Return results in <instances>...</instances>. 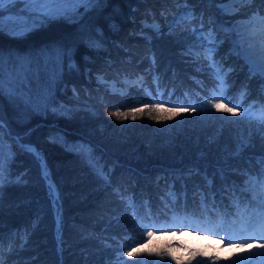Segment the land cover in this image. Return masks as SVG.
Here are the masks:
<instances>
[{"label":"trees","instance_id":"1","mask_svg":"<svg viewBox=\"0 0 264 264\" xmlns=\"http://www.w3.org/2000/svg\"><path fill=\"white\" fill-rule=\"evenodd\" d=\"M216 2L107 0L87 12L84 9L75 21L48 22L23 36L0 32V49L6 57L12 54L11 64H18L16 56L30 57L32 62L27 78L21 77L18 85L24 100L30 98L32 103L0 96L6 161L0 233L5 264H120L116 251L124 253L132 245L142 254L135 258L122 254L128 264H177V260L186 264L192 252L202 253L196 260H205L211 253L203 248L180 255L170 248L171 234L152 232L149 237L144 225L167 224L173 213L205 217L215 215L222 206L232 209L233 196L225 184L241 185L245 176L240 170L255 172L254 157L264 155L258 123L245 114L250 100L255 101L252 105L263 101L264 78L253 75L228 49L226 34L210 16L222 24L233 17L224 16ZM189 9L195 18L177 23ZM248 10L264 12V0H254L239 11ZM141 19L158 22L159 29L155 32L136 25ZM210 30L216 34L213 60L225 71L232 69L227 75V95L240 105L237 114L214 109L212 117L181 112L164 121L151 119L148 109L134 120L109 115L160 100L167 108L199 104L207 98L217 82L204 49L213 45L200 34ZM53 46L71 49L75 66L69 67L67 54L45 56L44 50L51 51ZM114 71L133 78L125 91L112 90L96 80L95 74L100 73L124 85ZM241 132L246 138L251 133V139L236 156ZM15 134L21 143L34 145L47 163L59 191V230L39 161L20 148ZM9 145L14 153L11 162ZM80 145L91 149V161ZM249 158H253L251 167ZM94 163L103 167L104 175ZM217 167L226 169L227 181L221 180ZM189 169L198 174L189 175ZM204 175L213 179L211 188ZM25 232L26 240L22 239ZM145 250H166L169 255L159 257Z\"/></svg>","mask_w":264,"mask_h":264},{"label":"snow or ice","instance_id":"2","mask_svg":"<svg viewBox=\"0 0 264 264\" xmlns=\"http://www.w3.org/2000/svg\"><path fill=\"white\" fill-rule=\"evenodd\" d=\"M209 3H212L213 0H208ZM254 0H226L228 4H240L247 5L253 3ZM16 3H23L27 6L24 11H27L30 16H34L31 20V25L28 24L27 21L24 22L23 26L18 27L17 29L11 32L13 36H23L31 26L36 24H45L48 22L64 19L68 21H75L79 19L78 9L80 6H84L85 12L90 10V8L94 6H98L101 4H106L107 0H0V14H2L6 5H14ZM163 15V13H162ZM195 18V13L193 10H188L181 15L177 19V23L183 20H191ZM203 17L201 16V21ZM248 25H252V31L249 33L250 36L261 37L259 41L258 48L253 49L252 46H249V49L246 50V58H248V62L250 64V72L255 75L259 74L261 77H264V16L259 15V13H253L252 17L245 22ZM259 25L257 28L256 25ZM203 28V23L200 25ZM4 30L3 17L0 15V32ZM193 34L195 33V29H193ZM200 35L204 36V39L208 40L209 44L213 45V47H208L204 49V58L210 62V65L213 69V76L215 81L217 82L215 87L209 91L207 98H202V102L197 104L195 102H191L188 106H184L183 104H176L171 107H164V102L162 100L153 102L152 104H146L141 108H133L129 112H110L109 115L117 116V118H131L136 119L137 114H144L145 109H148V116L156 121H164V120H172L176 116H179L181 112H198L202 115H206L209 117L213 116L212 110L214 109L216 112L222 113H231L237 114V109L240 108L239 104H233L230 97L227 95L228 89V80L227 75L232 71L231 68L226 71L223 69L222 65H219L216 61L213 60V53L215 52V42H216V34L211 30L207 34L201 33ZM200 35L197 36V39H200ZM241 42H243V37L241 38ZM189 51H192V47L190 46ZM53 53L57 56V58H62L65 54L69 57V67H74V62L71 61V49H62L60 47L53 46L51 51L45 49L44 55L47 57H51ZM197 55H199L197 53ZM11 56L10 53L8 57H6L5 52L0 49V96L7 95L9 99L19 98L24 100V92L23 89L18 87L22 81L21 77L27 78V73L31 71L32 62L31 58L27 56H16V60L18 64H11ZM11 65V66H9ZM7 73V79H5ZM243 96V93H242ZM24 102L32 103L31 99L28 98L24 100ZM155 112L156 115H152ZM246 115H249V110L245 111ZM251 119H255L258 123V132L261 137V144L264 146V106H261V109L258 113H251ZM215 119H220L227 121V117H215ZM234 123V121H232ZM3 117L0 116V201H2V191L3 184L5 180V172H6V161L4 158V147H3ZM21 137H16L17 144L20 145V148L24 151L30 152L34 155V157L39 161L40 171L43 180L45 181L49 198L52 201V206L57 214V228L59 230L60 226V197L59 191L56 184L53 182L51 178V173L48 169L46 161L40 155L39 152L36 151L30 144L21 143ZM251 139V133L246 138L241 132L240 137L237 141V146L234 151V155L240 156L243 149L249 146V141ZM80 151L87 154L91 161V149L86 148L84 145L79 146ZM14 158V153H12L11 145H9V157L8 162ZM253 158H249V165L251 167V160ZM256 160V164L258 169L255 172L249 171V169L240 170V175L246 177L245 179V188L242 189L235 182H231V186L226 183L225 188L231 195L234 197V203L238 209V219H234L231 222L227 221L223 215H221L216 223L205 222L204 224L196 223L193 228L194 231H203L211 236H219L221 241H225V244L222 246H226L229 249L235 247L239 249V251L231 252V255L220 257V256H210L207 260H196L197 256L202 255L199 252L190 253L189 259L186 264H192L193 260H196V264H217L220 260H226L228 264H249V262H255V264H264V155H260L254 157ZM93 167L98 168L101 175H104L103 167L98 166L97 164H93ZM194 172L198 174L196 169H189V175H192ZM219 173V176L222 181H227L226 169L222 167H217L216 170ZM216 173H213V177H215ZM204 180L207 182L209 188L213 186V179H210L207 175H204ZM19 182V181H18ZM199 188V185H197ZM247 190L252 193V200L247 201L243 208H241L240 195L238 193L243 194V192ZM201 200L202 204L207 203L205 193L201 192ZM173 198L175 199V195L173 194ZM129 205L131 204V198H128ZM176 227H180V224H176ZM2 227V225H0ZM147 228V225H144ZM153 228H156V225H152ZM165 227L170 230L172 227L164 226L161 228H156L157 231L165 230ZM220 232H223L224 235H220ZM152 231H147L146 235L151 237ZM13 235H16L15 233ZM27 235L26 232L22 239L26 240ZM133 243H136L134 240ZM251 245V247H248ZM12 249V242L9 243V252ZM3 234L0 233V264H5L3 260ZM149 254H154L159 257H163L169 255L166 250H158L152 253L150 250ZM141 250L139 247H133L131 250H128L123 253L124 256L129 258H135L140 256ZM120 260V264H128V261ZM172 259L177 260L176 257H172ZM135 264H159V262H145V261H135ZM177 264H180V261L177 260Z\"/></svg>","mask_w":264,"mask_h":264},{"label":"rangeland","instance_id":"3","mask_svg":"<svg viewBox=\"0 0 264 264\" xmlns=\"http://www.w3.org/2000/svg\"><path fill=\"white\" fill-rule=\"evenodd\" d=\"M217 1L218 2H216L215 5L218 7L219 10H222L224 12V16L228 15L233 18L231 19V21L228 20L227 24L225 23L222 24L220 23L221 22L220 19H216L214 15L210 17L216 20L215 21L217 23L216 26L221 27V30L224 31V33L226 34L227 36L226 38L228 39V49L232 52V54H234V56L236 55L239 56L242 59L244 65H246L247 69L250 70V64L248 62V58H246V50L249 49L250 45L252 46L253 49L255 47L258 48L261 37L260 36L254 37L251 43L252 38L249 35V33L252 31V25H248L245 22L248 21L252 17L253 13H259V12H257L256 10H252V11L248 10V11H245V13L242 11H239L240 9L250 4H247V5L234 4L233 5V4L226 3V0H217ZM28 7L29 6L23 3H16L14 5L5 6V9L0 15H2L3 17L4 30L6 32L11 33L13 30L17 29L18 27L23 26L25 21H27L28 24L31 25V20L35 17L30 16L27 11H24ZM83 10H84V6H80L78 9V13H80ZM162 11L163 10L159 9V12L162 13ZM259 15L264 16L261 13H259ZM136 22H139V24H136V25H139L142 28H150L152 31H155V32L159 29V23L153 20L147 21V20L141 19L140 21H136ZM38 26H41V24H36L34 26H31L28 31H31L33 28H36ZM256 27L258 28L259 25L257 24ZM242 37H243V42H241ZM114 74L117 75L115 71H114ZM95 76H96L97 81L98 80L103 81L105 79V77L102 76L100 73L95 74ZM123 80H124V83H123L124 85H121V84L119 85L118 83L115 82L114 79H110L109 85L108 84L107 85L112 90L125 91L126 90L125 83L128 84L131 81L129 80L130 81L129 82L127 80L126 82L125 79ZM253 102H255L253 101V99L250 100V103L246 108V110H249V114L258 113L261 109V106H264V102L260 104L255 103V105H251L253 104ZM16 135L14 136L15 138L17 137ZM245 179L246 177L243 179L244 183L242 185H239V187L242 189L245 188ZM238 195H240L241 208L244 207L247 201L252 200V193L250 191L245 190L243 198L241 197L240 193H238ZM221 215H223L225 219L229 222H231L234 219L239 218L237 215H232L228 209L220 207L218 212L215 213V215H213L212 217L210 215H207L206 217L199 218L197 216H191V215L186 216L185 214H180V215L173 214L171 217L168 218V221L166 222L167 225H165L161 221H158V223L155 224L156 228H161L164 226L171 225L172 227L170 228V230H168L165 227V230L157 231L156 228H153L151 224H146L148 227L147 228L144 227V228L146 231L149 230L155 234H167V235L172 234L171 238H173V240L170 243L171 244L170 248L174 249L175 252H178V254L180 255L181 254L187 255L193 250L203 249V248L206 251H211V253L205 258V260H207L209 259L210 256L224 255L225 253H231L232 251H236V250L239 251V249L235 247L229 249L226 246H222L225 244V241H221L219 236H211V235H208L206 232L193 230L197 222L200 224H204L205 222H209V221L212 223H216ZM176 224H180L181 226L176 227L175 226ZM190 232L195 234L198 238L201 239L199 242H197V244L192 245L190 243H187L186 233H190ZM220 235H224V233L220 232ZM248 247H250V245H248ZM120 253H122L121 250H119L115 254V256L116 257L118 256L120 259H122L120 257Z\"/></svg>","mask_w":264,"mask_h":264},{"label":"bare ground","instance_id":"4","mask_svg":"<svg viewBox=\"0 0 264 264\" xmlns=\"http://www.w3.org/2000/svg\"><path fill=\"white\" fill-rule=\"evenodd\" d=\"M258 37H259V35H257ZM256 37V36H255ZM257 37V38H258ZM251 38H252V40H251V43H252V41H253V39H254V37L253 36H251ZM250 38V39H251ZM255 48H257V47H255ZM254 48V49H255ZM187 235H186V240H187V243H190V244H192V245H194V244H197V242H199L201 239L200 238H198L195 234H193V233H186Z\"/></svg>","mask_w":264,"mask_h":264}]
</instances>
